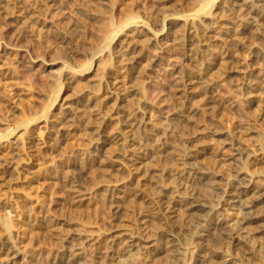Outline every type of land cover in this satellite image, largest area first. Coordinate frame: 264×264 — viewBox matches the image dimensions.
<instances>
[{
  "label": "rangeland",
  "instance_id": "rangeland-1",
  "mask_svg": "<svg viewBox=\"0 0 264 264\" xmlns=\"http://www.w3.org/2000/svg\"><path fill=\"white\" fill-rule=\"evenodd\" d=\"M9 1L5 0L8 3ZM0 2L3 3L4 0H0ZM11 2H15V0ZM30 2L31 0H16L22 10L26 7V11L32 13V10H35L40 3L32 0L33 4L31 2V5L29 4ZM206 2H209V5L203 14L207 17L212 14L215 18L218 16L225 17L229 21L227 30L232 36L235 33L234 28L239 24L249 25L252 23L251 26L255 25L253 32L248 35L249 38L247 36L243 40L238 41V43L236 42L237 40L230 37L227 38L225 34L220 33L221 37L208 42L203 40V37H200V31H195L196 37L191 38L187 33L188 23L203 22V16L194 18L190 16V13L198 10ZM206 2L203 3V0H52L51 7L42 8L43 16H39L40 21L43 22L39 26L40 28L42 27V30L36 29L34 26L31 27L30 21L32 19H29L30 23L28 24V17L23 19L24 15L16 19L18 23L14 22L15 28L18 25L22 27L24 25V30L27 29L25 30L26 33L24 31L25 34L23 36L27 35L26 38L29 37L26 39L22 36L23 41H25L22 44L20 42L18 45L21 44L20 49H27L29 53L28 55L22 53V55L20 51L15 56L4 58L3 60L12 59L8 65L6 64L8 60H5L4 63L3 60L2 62L0 61L3 67L8 68L9 72L11 71L10 75L12 74V77L9 80L13 78L7 81L8 79L6 78L2 79L3 75L0 73V135H5L10 128H16L13 131L15 134L8 137L11 142H7V144L9 143V146L7 145L9 153L7 151L0 152V166L2 167H0V190H2L0 191L2 192V194L0 193V198L10 199L14 206H12L14 209V226L12 228L8 224L10 227L5 228V233H7V236L10 233L12 234H10L9 238L13 240L12 243L17 246L16 250L19 252L16 259L12 260L10 264H55L54 261L56 260L62 263V261H69L74 258H77L78 262L76 264H81V262L82 264L101 263L102 259L99 261L97 256H99V253L104 256L106 253L105 249L108 250L106 248L107 240L110 238L107 237V240L101 245L96 244L95 246V243L109 235V231H113V229L109 230L106 228L112 219L107 210L109 201L106 199V195H103L104 193L106 194L105 190L107 187L118 181L122 183L123 192L120 193V205L122 206L121 215L123 214L124 216L127 212L125 201L123 202L125 197L132 198L133 196L128 205L130 208L138 207L137 209H140L152 200L154 202L158 194L156 191H159L162 186L174 185L175 180H177L176 175L178 178L179 176L181 177L178 180H186L188 184H191L202 203L205 202L206 204H204L209 207H205V214H202L204 211L196 210L194 214L192 213L188 216L182 209L183 207H181L180 209L182 210L177 212L179 214L177 216L183 226V230L187 231L179 232V235L173 237L176 246L171 248L169 253L170 256L173 253H178L176 258L172 261L171 256L170 261H164L165 259L160 260L158 259L159 255H155L156 258L154 257L149 264H192L196 261L195 259L198 258V255L202 254L203 248L206 249V247H209L210 250L223 249L233 252L248 264H264V220L260 223L263 227H258L259 224L253 223L245 228V232L248 234L245 236L248 239L240 236L235 241L220 242L221 232H227L229 228H226L227 226L224 224L220 225L219 229H213L217 226L216 223L226 217L224 211H220L221 214L219 213L218 207L220 205L219 202L226 194L224 192L232 190L233 187L234 189L238 187L237 189L241 190L246 187H252L253 189H258L259 193L264 195V161L250 164L247 158L249 154V156H252L253 153L257 154L258 152L260 156H263L264 160V109L257 107L259 105L256 106L257 102L247 106L245 98L247 93L241 85L242 82L256 81V75L261 74L257 71L262 70L261 72H264V0H207ZM43 9L46 10L43 11ZM21 17L23 20L20 19ZM123 17L127 19L134 17L138 21V25L135 28H138L137 30L141 32L130 43V47L133 48L132 51L136 52L135 54L133 52L135 58L132 64L135 73L126 79L125 86H128L133 92L127 97L129 100L121 101L117 98V95L112 94V97L106 100L107 102L104 101V103L103 100L99 101L98 99L102 95L106 96L109 94L111 76L122 74L121 69L124 65V62L120 60V57H117L118 55H115L117 53L114 51L118 46L116 42L125 38L124 35L129 31L124 27L123 23L127 19H123ZM26 19L27 22L25 21ZM117 22L120 24H117ZM102 24L110 26L112 33L115 32V29L117 30L114 34H110L108 32L109 28L107 26L104 27ZM99 26L102 27L100 28ZM92 28L94 29L92 30ZM103 28V31L107 30L106 32L108 33H102L100 29ZM104 34H106V37ZM96 35L97 37L98 35L102 36V38L104 37L105 40H101V37L97 38ZM228 39L231 41H225ZM139 41L142 42L140 43ZM222 44H225L228 49L229 57L225 59L230 61L228 64L225 60V64L223 62L219 63L220 55L224 50ZM210 45H212V48ZM200 56L201 58H198ZM212 56L216 58L217 65H212V71L207 73V58L204 57L212 58ZM235 61L242 63L240 73L233 72L236 68L234 67ZM11 64L14 68L13 71ZM88 64L90 65V71L82 68ZM219 64L223 65V68L234 69H231L230 72L228 69L224 70L222 68L226 72L225 74L219 68L222 67ZM2 65H0L1 68H3ZM70 68L71 71L73 70L76 73L71 72ZM66 69L68 70L66 71ZM254 76L256 80L252 79ZM188 78H191V81L195 78L194 83L191 82L193 87H195V93L186 94L181 89L186 81L190 82ZM247 79L249 80L247 81ZM78 81H80V84H78ZM201 83L204 86L207 84L212 86L214 84V87H212L214 88V93L217 94L214 95L213 93L212 95L215 98L217 97V100L221 98V104L224 103L223 108L219 112L212 108L210 110L206 109L203 106L201 100L203 94L199 93L201 88L204 87L200 86ZM10 87L14 90L10 91ZM61 87L62 90L60 89ZM57 88L58 90H56ZM19 91L22 92L20 93ZM106 92L107 94H105ZM257 92H254V94L256 93L254 95L256 96L255 99L263 103L264 95L257 94ZM14 93L16 96L12 97L11 94ZM57 95L59 96L58 98H56ZM20 96L24 99L23 101L15 98ZM64 96L66 97L64 98ZM54 98L56 99L54 100ZM60 98L61 100L64 99V105L68 101L66 102L67 106L74 113V124L77 125L72 136L64 144L56 139L47 137L48 134L52 133H50L51 129L48 130V128L56 119L54 113H57L60 103H63ZM199 98L201 102H199ZM9 99H14L15 103ZM18 101H20L21 105ZM2 102H4V105ZM16 102L18 105H16ZM64 105L61 109L66 106ZM13 106L17 109L14 111L16 116L11 113ZM117 111H129L135 114L137 118L147 121L148 123L145 124V127L142 126L141 132L148 134L149 137H147L148 140L145 139L143 141L142 149L144 150L145 148L146 151H143L144 155H142L143 157L138 167L132 168L125 165L121 171H115L116 177L110 178L108 173L112 169L102 164L104 155L100 151L98 153L95 150L94 143H96L95 141L98 137L91 130H93V125L103 124L101 121L106 114L109 119L104 120L105 133H118L117 131H120V119ZM20 116L21 119L18 118V121H16V118ZM23 116H25L23 122L24 120L30 121L25 126L21 121ZM8 118L11 121H8ZM153 123L155 126H153ZM86 124H91L92 126L86 127V129L84 128ZM177 125L178 127L183 125L182 128L185 131L176 129L175 126ZM7 127L9 128L7 129ZM190 128L191 130H189ZM237 131L243 135H240L239 139L237 135L239 136L240 133ZM189 134H191L190 136L197 135L196 141L192 142L190 136H188ZM152 135L153 137H151ZM232 135L236 136L233 137ZM28 136L33 138L35 142L38 141L37 143H40L36 146V150H39V152L32 151V148H29L26 152L27 140L24 137L27 139L29 138ZM162 136L166 138L167 148L171 155L173 157L178 156L183 160L186 158L191 166L189 163L182 166L181 162L173 165L169 157L156 158L153 156L152 146L155 141H160ZM159 138L160 140H158ZM236 138L237 141H235ZM152 143L154 144L152 145ZM194 145H201L203 153L191 159L187 158L193 154ZM111 148L109 151L107 150L108 153H112L110 152L113 150ZM239 148H242L243 152ZM15 151L18 152L19 156L15 155ZM108 153L105 154L108 156ZM185 154L187 157L183 156ZM78 160L87 167L83 169L84 175L80 184L83 183L80 187L76 186V182H73V177L76 173L74 164ZM7 161H13L15 164L6 170L3 166ZM184 165H187V167H184ZM13 166L15 167L13 168ZM106 167L107 169L105 170ZM179 168L182 169L180 170ZM108 170L109 172H107ZM241 172L243 173L241 174ZM256 175H260V177ZM116 178L118 181L115 180ZM229 183H231V186ZM136 185L137 187H135ZM77 188L79 193L81 192L80 197L84 200L79 205H76L74 201L76 192L72 193ZM182 192L184 193L183 190H180V192L175 193L178 199H185V193L183 194ZM136 194L140 195L137 196ZM153 202L150 204L154 205L155 202ZM261 202L257 212L264 213V199ZM212 206H217V210ZM210 210L215 214L211 213ZM3 212V210L0 211V217L5 219V212ZM200 216L201 218H199ZM37 220L39 222L42 221L41 224L49 225V229L36 228L33 223ZM157 226V224L149 223L150 239L154 240L152 242L154 246L157 243L155 248L162 244V240L173 236L170 235V232L161 233L162 235L160 236ZM189 227H191L190 230L186 229ZM261 228H263V231H260ZM46 231L48 234H45ZM196 233L199 235L198 242L197 239L193 241V236L197 235ZM49 234L51 235L49 236ZM86 234L91 235H88L90 238L92 237L91 239H98L93 240L95 243L91 244L89 243L90 238ZM36 235L41 240L39 243L34 244L30 237ZM241 235H244V233ZM125 237L127 240L128 236ZM32 245L37 247L34 249ZM173 250L175 251L171 252ZM70 251L77 253V256ZM93 260L98 261V263ZM128 264H132V262ZM206 264L214 263L207 262Z\"/></svg>",
  "mask_w": 264,
  "mask_h": 264
},
{
  "label": "bare ground",
  "instance_id": "bare-ground-1",
  "mask_svg": "<svg viewBox=\"0 0 264 264\" xmlns=\"http://www.w3.org/2000/svg\"><path fill=\"white\" fill-rule=\"evenodd\" d=\"M9 1V0H8ZM12 1V0H11ZM11 1H9V3L8 2H5V0H4V2L3 3H1L0 2V61L2 62V60L4 59V58H9V56H15V55H17V53H19L20 51H21V54L22 53H24V54H27L28 55V53H29V51L27 50V49H20V45L22 44V42H24L23 41V39H22V36L26 33V29L24 30V25H23V27L22 26H16L17 28H15V24H14V22H16L17 20V18L18 17H20L21 15H24L23 16V19H25L26 17H28L27 19H28V24L31 22V27L32 26H34L36 29H40V30H42V27L40 28L39 26H40V24L41 23H43V22H41L40 21V19H39V16L40 15H42L43 16V14H42V8H50L51 7V1L52 0H37V1H39V6L38 7H36L35 8V10H32L33 12L32 13H29L28 11H26V7L22 10L21 8V6L20 5H18L17 3H16V0H15V2H11ZM29 1V0H28ZM37 1H35L34 0V2H36L37 3ZM199 1V0H198ZM207 1V0H206ZM205 0H203V3L204 2H206ZM31 2H32V0H31ZM31 2L29 3V4H31ZM212 2V1H211ZM224 2V1H223ZM20 3V2H19ZM54 3V2H53ZM196 3V2H195ZM202 3V4H203ZM32 4H33V2H32ZM31 4V5H32ZM208 5H209V2H206V3H204L198 10H195V12L193 11V13H190V16H192V17H194V18H197V17H200V16H203V18H202V20H203V22H199V21H197V22H199V23H193V22H191V23H188V25H187V33L190 35V37L191 38H195L196 36H195V31L197 32H199V33H201L200 34V37H203L204 39L203 40H206V41H208V42H210L211 40H215V39H218V37H221L220 36V33L221 34H225V36H227V38L228 37H230L231 39L233 38L234 40H237L236 42H238V41H240V40H243L245 37H247L248 35H250L252 32H253V28H254V26L252 25L251 26V24H249V25H247V24H243V25H241V24H239L238 26H236L234 29V36H232V34H230L229 32H228V20L225 18V17H223L222 15V17H217V18H215L214 17V15H213V17H207V16H205L203 13H205V11L207 10V7H208ZM25 6V5H24ZM23 6V7H24ZM227 6V5H226ZM33 7V6H32ZM31 7V8H32ZM35 7V6H34ZM197 8V7H196ZM225 8V7H224ZM44 10H46V9H43V11ZM221 10V9H220ZM51 11V10H50ZM121 12V11H120ZM44 13V12H43ZM216 13V12H215ZM122 14V13H121ZM124 14V13H123ZM130 15H131V13H129ZM128 14V15H129ZM220 14V13H219ZM45 15V14H44ZM120 15V14H119ZM128 15H127V17H128ZM129 15V16H130ZM223 15H225V14H223ZM120 16H123V15H120ZM124 16H126V15H124ZM249 16V15H248ZM135 17V16H134ZM134 17H130V18H126V17H123V19H127L126 20V22L124 21V27H125V29L127 30H129L128 32H127V34L126 35H124L125 36V38H123L122 40L120 39L119 40V42H116V43H118V46H117V49L115 50L114 49V51L117 53V54H115L117 57H120L121 59V61L122 62H124V65H123V67H122V74H116V75H114V76H111V81L109 80V84H110V91L108 92L109 94H107V92L105 93V94H107L106 96L105 95H102L101 96V98L100 99H98L99 101H101V100H103V102L104 101H106V100H108V99H110L112 96V94H114V95H117V98L119 99V100H121V101H125V100H129L127 97H129L130 95H131V92H133L131 89H129L128 88V86H125V81H126V79H128V78H130V76L131 75H133L134 73H135V71H134V67L132 66V64H133V61H134V58H135V53L136 52H134V51H132V49L133 48H131L130 47V43L132 42V41H134L135 40V36L136 35H140L141 34V32L139 31V30H137L135 27L138 25V21L137 20H135L134 19ZM118 18V17H117ZM20 19H22V17L20 18ZM22 19V20H23ZM27 19L25 20L26 22H27ZM29 19H32L30 22H29ZM122 19V18H121ZM122 19V20H123ZM122 20H121V23H122ZM18 21H20V20H18ZM24 21V22H25ZM118 21H120V20H118ZM21 22H23V21H21ZM23 22V23H24ZM190 22V21H189ZM230 22H231V20H230ZM235 22V21H234ZM247 22V21H246ZM249 22V21H248ZM16 23H18V22H16ZM20 23V22H19ZM22 23V24H23ZM45 23V22H44ZM119 22H117V24H118ZM88 24H89V22H88ZM87 24V25H88ZM111 24V23H110ZM120 24V23H119ZM21 25V24H20ZM42 25V24H41ZM90 25H91V23H90ZM103 25V24H102ZM112 25V24H111ZM30 26V25H29ZM104 26V25H103ZM105 26H107V25H105ZM104 26V27H105ZM84 27V26H83ZM90 27V26H89ZM95 27V26H94ZM100 28L102 27V26H99ZM108 27V26H107ZM230 27H232V26H230ZM17 30H15V29ZM29 28V27H28ZM109 29V31L108 32H110V34L112 33L111 31H110V29H111V27L109 26L108 27ZM233 28V27H232ZM94 28H92V30H93ZM97 29H98V27H97ZM230 29V28H229ZM30 30H31V28H30ZM33 31H34V29H32ZM101 31H102V33L104 32H106V31H103L104 30V28L103 29H100ZM116 30L117 29H115V32H116ZM233 30V29H232ZM24 31H25V33H24ZM36 31V30H35ZM36 32H38V31H36ZM108 32H106V33H108ZM114 32V33H115ZM232 32V31H231ZM101 33V32H100ZM114 33H112V34H114ZM123 33V32H122ZM233 33V32H232ZM31 35H32V33H30ZM35 34V33H34ZM99 34V33H98ZM29 35V34H28ZM92 35V34H91ZM99 35H101V34H99ZM98 35V37H101L102 38V36H99ZM106 34H104V36H105ZM109 35V34H108ZM27 36V35H26ZM26 36H23V37H25L26 38ZM96 37H97V35H96ZM97 37V38H98ZM106 37V36H105ZM109 37V36H108ZM107 37V38H108ZM111 37V36H110ZM119 37V36H118ZM29 38V37H28ZM28 38H26V39H28ZM68 38V37H67ZM100 38V39H101ZM144 38V37H143ZM248 38H249V36H248ZM61 39V38H60ZM105 40V38L103 37L101 40ZM110 39V38H109ZM137 39V38H136ZM22 40V41H21ZM31 40H32V38H31ZM95 40V39H94ZM141 40H142V38H141ZM56 41V40H55ZM58 41H60V40H58ZM118 41V40H117ZM136 41H138V40H136ZM135 41V42H136ZM221 41V40H220ZM225 41H229V39L228 40H225ZM231 41V40H230ZM229 41V42H230ZM21 42V44L20 45H18L19 43ZM97 42V41H96ZM140 42V41H139ZM142 42V41H141ZM140 42V43H141ZM56 43H58V42H56ZM60 43V42H59ZM137 43V42H136ZM239 43V42H238ZM242 43V42H241ZM99 44V43H98ZM226 44V43H225ZM225 44L222 46L223 47V51H222V53H221V55H220V64H221V62H223L224 63V60L225 59H227V57H229V53H228V49H227V47L225 46ZM115 45V44H114ZM135 45V44H134ZM163 45V44H162ZM217 45V44H216ZM23 46V45H22ZM21 46V47H22ZM116 46V45H115ZM212 45H210V47H211ZM239 47H240V44H239ZM26 48V47H25ZM141 48V47H140ZM212 48V47H211ZM228 48H229V46H228ZM214 49V48H213ZM107 50V49H106ZM113 50V49H112ZM211 50V49H210ZM220 50H222V49H220ZM100 51H102L101 49H100ZM113 51V52H114ZM133 52H134V54H133ZM139 52H140V50L138 51V54H139ZM20 54V55H21ZM19 55V54H18ZM23 55V54H22ZM26 55V56H27ZM197 55V54H196ZM195 56V55H194ZM211 56V55H210ZM216 56V55H215ZM17 57V56H16ZM15 57V58H16ZM29 57V56H28ZM138 57V56H137ZM202 57H203V55H202ZM14 58V57H13ZM195 58H196V56H195ZM195 58H194V60H195ZM198 58H201V56L200 57H198ZM197 58V59H198ZM204 58H207V60H206V63H207V68H206V72L207 73H209L210 71H212L211 69V67H213L212 65H217V60H215L216 58H214L213 56H212V58H210V57H204ZM34 59V58H33ZM5 60H8L7 61V65H8V63H9V61H11V60H9V59H5ZM5 60H3V63L5 62ZM14 60V59H13ZM31 60V59H30ZM32 61V60H31ZM112 61V60H111ZM119 61V60H118ZM15 62V61H14ZM225 62L228 64V62L230 63V61H228V60H225ZM11 63V62H10ZM9 63V64H10ZM205 63V64H206ZM15 64V63H14ZM85 64H87V63H85ZM119 64H120V62H119ZM123 64V63H122ZM135 64V63H134ZM219 64V65H220ZM225 64V63H224ZM232 64V63H231ZM235 66L234 67H236L235 68V70L233 71L234 73H240V69H242L241 67H242V63L240 64L238 61H235ZM0 65H2L1 63H0ZM5 65V64H4ZM12 65V64H11ZM120 66V65H119ZM220 66H222V67H219V68H221V70H222V68H223V65H220ZM2 67H3V65H2ZM82 68H84V70H89L90 69V65L88 64V65H85V67L83 66ZM260 68V67H259ZM0 69H1V71H0V73H1V75H3V77H2V79L3 78H6V79H8L7 81H10V80H12V79H10L9 80V78L10 77H12L11 75H10V72H9V70H8V68H6V67H3V68H1L0 67ZM113 69V68H112ZM117 69V68H116ZM224 70L225 69H228V68H223ZM231 69H234V68H229L228 70L231 72ZM264 69V68H263ZM14 70V68H13V65H12V71ZM68 69H66V71H67ZM70 71H71V68L69 69ZM83 70V69H82ZM219 70V69H218ZM257 70V69H256ZM90 71V70H89ZM97 71H98V69H97ZM117 71V70H116ZM119 71V70H118ZM223 71V70H222ZM227 71V70H226ZM262 71V70H261ZM261 71H257L258 73L260 72L261 74L259 75L258 74V76L256 75V77H257V80L255 79L256 77L254 76V78H252V79H255L256 81H254L253 80V82H251V81H248L249 79H247V81L248 82H242L241 83V85H242V88L246 91V93H247V95H246V102H247V106H250V105H252V104H255L256 102V106L257 107H261V108H263L264 109V102L262 103V101H261V103H260V100H256L255 99V97L256 96H254L255 94H254V92H257V94H261V95H264V72H261ZM71 72H75V71H71ZM70 72V73H71ZM190 72V71H189ZM223 72H225V71H223ZM229 72V73H230ZM256 72V71H255ZM254 72V73H255ZM76 73V72H75ZM74 73V74H75ZM85 73V72H84ZM136 73H138V72H136ZM191 73V72H190ZM15 74V73H14ZM17 74V73H16ZM73 74V75H74ZM113 74V73H112ZM225 74H226V72H225ZM228 74V73H227ZM15 76V75H14ZM83 76V75H82ZM109 76V75H108ZM77 77V76H76ZM80 77V76H79ZM189 77V76H188ZM1 78V77H0ZM78 78V77H77ZM137 78V77H136ZM15 79H16V77H15ZM15 79H14V81H15ZM189 79V78H188ZM191 79V78H190ZM188 80V81H190V82H187L186 80H187V78H186V83L183 85V88H181L183 91H185V93L187 94V93H192V92H194V88L195 87H193V84L192 83H194V80H195V78H194V80L193 81H191V80ZM245 81H246V79H244ZM251 80V79H250ZM3 81V80H2ZM2 81H1V83H2ZM197 81V80H196ZM12 82V81H11ZM54 82V81H53ZM80 81H78V84H80L79 83ZM192 82V83H191ZM8 83H10V82H8ZM81 83H82V81H81ZM196 83H198V82H196ZM203 83V82H202ZM200 84V86L202 85V86H204L203 84ZM3 84V83H2ZM1 84V85H2ZM78 84H76V85H78ZM198 86H199V84H197ZM206 85V84H205ZM208 85V84H207ZM204 86V87H200L201 88V92L199 91V93L203 96L202 98H201V100H202V104H203V106L206 108V109H214L215 111H218L219 112V110H221L222 108H223V105H224V103L223 104H221V98H220V100H217V97L215 98L212 94L215 92L214 91V84L212 85V86ZM3 86V85H2ZM6 86V85H5ZM83 86V85H82ZM4 87V86H3ZM16 87V86H15ZM14 87V88H15ZM197 87V86H196ZM5 88H7V87H5ZM79 88V87H78ZM1 89H3V88H1ZM9 89H11V87L9 88ZM8 89V90H9ZM18 89V88H17ZM61 90H62V87L60 88ZM106 89V88H105ZM12 90H14V89H11L10 91H12ZM56 90H58V88L56 89ZM197 90H198V88H197ZM244 91V92H245ZM9 92V91H8ZM20 93L22 92V91H19ZM61 92V91H60ZM196 92V91H195ZM194 92V93H195ZM11 93V92H10ZM13 93V92H12ZM20 93H18V94H20ZM245 93V94H246ZM101 94V93H100ZM200 94H199V96H200ZM215 94H217V93H214V95ZM5 95H8V94H5ZM12 95V97L13 96H16L15 95V93L14 94H11ZM22 95V94H21ZM24 95V94H23ZM59 95V94H58ZM57 95V97L56 98H58L59 96ZM97 95V94H96ZM99 95V94H98ZM3 97H5L4 95H2ZM18 96V95H17ZM10 97V96H9ZM61 97V96H60ZM66 96H64V98H65ZM116 97V96H115ZM201 97V96H200ZM258 97V96H257ZM1 98V97H0ZM11 98V97H10ZM16 99L17 98H19V99H22V96H20V97H15ZM14 98V99H15ZM24 98V97H23ZM56 98H54V100L56 99ZM114 98V97H113ZM185 98V97H184ZM3 99H5V98H3ZM14 99H9V100H12L11 102H14L15 100ZM116 99V98H115ZM261 99V98H260ZM24 99H22L21 101H23ZM60 100H61V98H60ZM67 100V99H66ZM118 100V101H119ZM199 100H200V98H199ZM201 100L199 101V102H201ZM2 101V100H1ZM7 101H8V97H7ZM6 102V101H5ZM19 103H20V101H18ZM54 103H55V101H53ZM61 102H63L62 104L60 103V107L58 108V110H57V113L55 114L54 113V115L56 116V119H54V123L53 124H51L50 126H49V128L47 127L48 126V124H47V128H48V130L49 129H51V131H50V133L51 134H48V138L49 139H56L57 141H59V142H61L62 144H64L71 136H72V134L74 133V131L76 130V126L77 125H75L74 123H75V120H74V118H75V116H74V113L71 111V110H69V107L67 106V103L66 102H68V101H66L65 102V105H64V99H62L61 100ZM102 102V103H103ZM107 102V101H106ZM110 102V101H109ZM3 103V105H4V102H2ZM8 103V102H7ZM7 103H6V105H7ZM15 103V102H14ZM70 103V102H69ZM105 103V102H104ZM103 103V105H105ZM195 103V102H194ZM16 105H18V103L16 102ZM15 105V106H16ZM20 105H21V103H20ZM65 106V107H63V109H61V107L62 106ZM12 106V105H11ZM51 106V105H50ZM54 105H53V103H52V107H53ZM97 106V105H96ZM14 107V106H13ZM12 107V112L11 113H14V111L15 110H17L15 107L13 108ZM17 107V106H16ZM71 107V106H70ZM194 107V106H193ZM9 108V107H8ZM21 108H23V107H21ZM97 108V107H96ZM26 109V108H25ZM72 109H73V107H72ZM99 109V108H98ZM191 109V108H190ZM250 109V108H249ZM255 109V108H254ZM260 109V108H259ZM8 110V109H7ZM74 110V109H73ZM85 110V109H84ZM87 110V109H86ZM96 110V109H95ZM118 110V109H117ZM194 110V109H193ZM256 110H257V108H256ZM255 110V111H256ZM8 111H10V110H8ZM21 111V110H20ZM92 111V110H91ZM110 111V110H109ZM190 111V110H189ZM6 112V111H5ZM18 112V111H17ZM54 112V111H53ZM75 112V111H74ZM89 112V111H88ZM115 112V111H114ZM259 112V111H258ZM10 113V114H11ZM24 113H26V112H24ZM36 113V112H35ZM77 113V112H76ZM100 113V112H99ZM99 113H97V114H99ZM105 113V112H104ZM117 113H118V118L120 119V125H119V128H120V131H117L118 133H113V134H107V133H105V122H104V120H106V119H109V116L107 117L106 116V114L104 115V117H103V120L101 121V122H103V124H101L100 122H98V123H100V124H97V125H93V130H91V128H90V130L91 131H94L93 133L98 137V138H96L97 140L95 141L96 143H94L95 144V146H94V148H95V150H97L98 151V153H99V151L101 152V154L103 153V155H104V157H103V162H102V164H104V165H106V166H108L109 167V169H112L111 170V172H109V170L107 171V172H109L108 173V176L110 177V178H114V177H116L117 175H116V172H118V171H121L122 170V168H123V166H125V165H127V166H129V167H132V168H137L138 167V165L141 163V159H142V155H144V153H143V151L145 150V148H144V150L142 149L143 148V145H144V143H143V141L145 140V139H147L148 140V138L147 137H149V135L148 134H144V133H142L141 131H142V126H144L145 127V124H147L148 122L147 121H143L142 119H139V118H137L136 116H135V114H133L132 112H129V111H120V112H118L117 111ZM189 113V112H188ZM195 113V112H194ZM15 114V113H14ZM13 114V116H16V114L14 115ZM255 114H257V113H255ZM12 115V114H11ZM83 115V114H82ZM95 115V114H94ZM112 115V114H111ZM254 115V114H253ZM7 116V115H6ZM12 116V117H13ZM18 116V115H17ZM106 116V117H105ZM185 116V115H184ZM257 116H259V115H257ZM25 116H23V118H22V122H23V119H25L24 118ZM47 117V116H46ZM188 117V116H187ZM7 118V117H6ZM10 118V117H9ZM8 118V119H9ZM15 118V117H14ZM18 118H20L21 119V116L20 117H17L16 119V121H18ZM76 118H77V116H76ZM86 118V117H85ZM7 119V120H8ZM89 119V118H88ZM189 119V118H188ZM82 120V119H81ZM93 120V119H92ZM186 120H187V118H186ZM8 121H11L10 119L8 120ZM13 121V120H12ZM15 121V122H16ZM20 121V122H21ZM87 121V120H86ZM21 122V123H22ZM30 121L29 120H24V126L25 125H27L28 123H29ZM41 122V121H40ZM77 122V121H76ZM153 122V121H152ZM151 122V123H152ZM5 123V122H4ZM19 123V122H18ZM45 123V122H44ZM48 123V122H47ZM17 124V123H16ZM175 125V124H174ZM173 125V126H174ZM9 127H10V125H8ZM33 126V125H32ZM90 126H92L91 124L90 125H88V124H86L85 126H84V128H89ZM153 126H155L154 125V123H153ZM157 126V125H156ZM182 127H183V125H181ZM184 126H186V125H184ZM9 127H7V129L9 128ZM12 127V126H11ZM182 127H178V125L177 126H175V128L176 129H183ZM187 127H190V126H187ZM82 128V127H81ZM86 128V129H87ZM185 128V127H184ZM195 128V127H194ZM6 129V128H5ZM4 129V130H5ZM155 129V128H154ZM157 129V128H156ZM16 130V128H10V130H9V132H7V133H5V135H0V152H3V151H9V143H11L10 142V140L8 139V137L9 136H13V134H15V133H13V131H15ZM28 130H29V128H28ZM119 130V129H118ZM184 131H185V129H183ZM189 130H191V128L189 129ZM189 130H187V131H189ZM21 131V130H20ZM30 131V130H29ZM113 131V130H112ZM197 131V130H196ZM239 131V130H238ZM237 131V132H238ZM31 132V131H30ZM82 132H83V130H82ZM107 132H108V130H107ZM111 132V131H110ZM109 132V133H110ZM140 132V133H139ZM146 132V131H145ZM214 132V131H213ZM240 132H241V130H240ZM240 132H238V133H240ZM242 132H244V131H242ZM81 133V132H80ZM84 133V132H83ZM87 133V132H86ZM86 133H85V135H86ZM148 133V132H147ZM195 133V132H194ZM199 133V132H198ZM198 133H196V134H198ZM210 133H211V131H210ZM215 133H216V131H215ZM237 133V134H238ZM78 134V133H77ZM89 134V133H88ZM191 134H193V133H191ZM191 134H189L188 136H190ZM200 134V133H199ZM214 134V133H213ZM236 134V135H237ZM244 134H246V133H244ZM29 135H31V134H29ZM80 135V134H79ZM164 135V134H163ZM236 135H234V136H236ZM240 135L241 136H243L241 133L239 134V136L237 135V137H238V139H239V137H240ZM19 136V138H20V134L18 135ZM17 136V137H18ZM24 136H26V135H24ZM196 136L197 135H192V136H190V138H191V141L192 142H194V141H196ZM233 136V135H232ZM233 136V137H234ZM16 137V138H17ZM27 137V136H26ZM26 137H24L25 138V140H27V148H26V152H27V150L30 148H32L31 150L32 151H38L39 152V150H36V146L38 145V144H40V143H37V142H35L34 141V139L33 138H30L29 136V138H27L26 139ZM32 137V136H31ZM151 137H153V135L151 136ZM150 137V138H151ZM165 136H162V138H161V140H160V138L158 139V140H160V141H155L154 143H152V154H153V156L154 157H156V158H162V157H169L168 159L173 163V165L174 164H180V162L182 163V166H183V164H187V163H189V162H187V160H186V158L183 160V159H181L180 157H178V156H174L173 157V155H171V152H169L168 151V148H167V146H168V144L166 143L167 141H165V139L166 138H164ZM200 137V136H199ZM198 137V138H199ZM232 137V138H233ZM35 138H36V136H35ZM74 138V137H73ZM91 138V137H90ZM93 138V137H92ZM154 139V138H153ZM9 140V141H8ZM18 140V139H17ZM24 140V141H25ZM38 140V139H37ZM146 140V141H147ZM188 140V139H187ZM233 140V139H232ZM40 141V140H39ZM51 141V140H50ZM55 141V140H54ZM71 141V140H70ZM94 141V140H93ZM199 141V140H198ZM197 141V142H198ZM235 141H237V138L235 139ZM7 142H9L8 144H7ZM46 142V141H45ZM233 143V142H232ZM231 143V144H232ZM235 143V142H234ZM57 144V143H56ZM151 144V143H150ZM167 144V145H166ZM200 144V143H199ZM8 145V146H7ZM11 145V144H10ZM23 145H25V144H23ZM67 145V144H66ZM171 145V144H170ZM238 145V144H237ZM15 146V145H14ZM191 146V145H190ZM195 147H194V150H193V154L189 157L188 156V154H187V156H186V154L185 155H183V156H186L187 158H192V157H195L196 155H198V154H202L203 153V149H202V146L201 145H199V146H197V145H194ZM201 146V147H200ZM24 147V146H23ZM112 147V148H111ZM16 148V147H15ZM19 148V147H18ZM24 148V149H25ZM39 148V147H38ZM110 148L111 149H113V150H111L110 152H112V153H108V151L110 150ZM232 148V147H231ZM14 149V148H13ZM53 149V148H52ZM58 149V148H57ZM150 149V148H149ZM193 149V148H192ZM191 149V150H192ZM205 149V148H204ZM240 150L242 149V148H239ZM16 150V149H15ZM108 150V151H107ZM190 150V151H191ZM236 150V149H235ZM19 151V150H18ZM146 151V150H145ZM144 151V152H145ZM172 151V150H171ZM242 151V150H241ZM241 151H239V152H241ZM16 153H15V155H17V156H19L18 155V152L17 151H15ZM21 152V151H20ZM25 152V153H26ZM29 152V151H28ZM151 152V151H150ZM173 152H174V150H173ZM172 152V153H173ZM243 152V151H242ZM9 153V152H8ZM35 153V152H34ZM45 153V152H44ZM105 153H108V156H107V154H105ZM175 153H176V151H175ZM189 153V152H188ZM37 154V153H36ZM110 154V155H109ZM178 154V153H177ZM239 154V153H238ZM255 153H253V155L252 156H249L248 155V159H249V163L250 164H257V162H263L264 160H263V156L261 157L260 155H259V153L257 152V154H255ZM3 155V154H2ZM5 155H6V153H5ZM8 155V154H7ZM38 155V154H37ZM75 155V154H74ZM179 155V154H178ZM223 155V154H222ZM9 156V155H8ZM11 156V155H10ZM76 156V155H75ZM181 156H182V154H181ZM214 156V155H213ZM29 157H32V156H29ZM78 157V156H77ZM82 157V156H81ZM250 157V158H249ZM16 158V157H15ZM184 158V157H183ZM12 159H13V157H12ZM99 159V158H98ZM15 160V159H14ZM77 160V159H76ZM247 160V159H246ZM71 161V160H70ZM83 163V162H82ZM82 163L78 160L77 162H75V169H76V173H75V175H74V177H73V182H76V186H81V184L83 183H81L80 184V182L83 180V175H84V173H83V169L86 167V166H84V164L82 165ZM13 164H15V162H13V161H7V162H5V164H4V166H3V168L4 169H6L7 170V168L9 169V168H11L12 167V165ZM32 164V163H31ZM96 164V163H95ZM101 164V165H102ZM190 164V163H189ZM188 164V165H189ZM260 164V163H259ZM3 165V164H2ZM27 165V164H26ZM86 165V164H85ZM100 165V164H99ZM103 165V166H104ZM172 165V166H173ZM175 165V166H176ZM90 166H91V164H90ZM137 166V167H136ZM190 166H191V164H190ZM254 166V165H253ZM1 167V166H0ZM15 166H13V168H14ZM89 167V166H88ZM184 167H187V165L185 166L184 165ZM2 168V167H1ZM87 168V167H86ZM96 168V167H95ZM173 168V167H172ZM183 168V167H182ZM181 168V169H182ZM188 168H189V166H188ZM92 169H94V168H92ZM91 169V170H92ZM107 169V167L105 168V170ZM180 169V168H179ZM180 169V170H181ZM184 169H186V168H184ZM183 169V171H185ZM13 170V169H12ZM18 170V169H17ZM26 170V169H25ZM25 170H23V171H25ZM29 170V169H28ZM90 170V169H89ZM137 170V169H136ZM104 171V170H103ZM116 171V172H115ZM106 172V171H105ZM31 173V172H30ZM120 173V172H119ZM174 173V172H173ZM187 173V172H186ZM243 172H241V174H242ZM11 174V173H10ZM174 175H175V173H174ZM169 176H170V174H169ZM256 176H258V177H260V175H256ZM185 177V176H184ZM183 177V178H184ZM250 177H252V176H250ZM262 177V176H261ZM29 178H31V177H29ZM168 178V177H167ZM171 178H173V177H171ZM171 178H169V179H171ZM176 178H177V180H175V183H174V185H168V186H160V185H162V184H160L159 186L161 187V189L159 190V191H156V192H158V194H157V197H156V199H154V202H153V200L151 201V202H147L148 204L147 205H145L144 207H142V208H140V209H137V208H135V207H131L130 208V206L128 205V204H130L129 203V201L133 198V196H132V198H130V197H125V194H124V199L123 198H121V199H123V202L125 201V206H126V213L124 214V216H123V214L121 215V208H122V206L120 205V193L121 192H123V186H122V183L120 182V181H118L117 180V178L115 179V180H117L118 182L117 183H113L112 185H110V187H107V189L105 190L106 191V194L104 193L103 195H106V199L109 201V207H108V212H109V214H110V216L112 217V219H111V221H109V226H106V228H108L109 230L110 229H113V231H109L108 232V234L109 235H106V237L105 238H102V239H100V240H98V241H96V243L95 242H93V240H97V239H91L89 236H91V235H87L90 239H89V243H91V244H93V243H95V246H96V244H98V245H101V244H103V242H105L107 239V237H109L110 239H108L107 240V242H108V244L106 245L107 247L106 248H108V250H106L105 249V251H106V253L104 254V256H101L100 255V253H99V256H97L98 257V259H99V261H101V259H102V262L101 263H98V261H96V260H93V261H95V262H97L98 264H119V263H122V264H128L129 262H132V264H149L153 259H154V257H155V255L157 256V255H159V258L158 259H160V260H164V261H166V260H168V261H170V257L172 256V261L176 258V256H177V254H175V253H173V255L171 254V256H170V253H169V250L171 249V248H174L176 245H175V242H174V239H173V237L174 236H176V235H179V232H181V233H183V232H185V231H187V230H183V226L180 224L181 222H180V220L178 219V216L177 215H179V214H177V212L179 211V210H182V209H184V212H186V214H187V216L188 215H190V214H194V212H196V210L198 211V210H200V211H204L205 210V207H209V206H206L204 203H202V201L200 200V198L197 196V194H196V191L194 190V188H193V186L191 185V184H188L187 183V181L185 180V181H181V180H178L179 178H181L180 176H179V178L177 177V175H176ZM254 178V177H253ZM255 178H257V177H255ZM132 179V178H131ZM173 179H175V178H173ZM172 179V180H173ZM250 179V178H249ZM32 180H33V178H32ZM31 180V181H32ZM188 180V179H187ZM239 180V179H238ZM251 180V179H250ZM250 180H248V181H250ZM26 181H28V180H26ZM38 181V180H37ZM254 181V180H253ZM263 181V180H262ZM24 182H25V180H24ZM25 183H27V182H25ZM31 183V182H30ZM135 183V182H134ZM170 183V182H169ZM172 183V184H173ZM191 183V182H190ZM251 183V182H250ZM29 184V183H28ZM168 184V183H167ZM166 184V185H167ZM177 184V186H175ZM230 184V186H231V183H229ZM125 186V185H124ZM192 186V187H191ZM235 186V185H234ZM246 186V185H245ZM135 187H137V185L135 186ZM135 187H132V188H135ZM159 188V187H158ZM238 188V187H237ZM234 189V187H233V189L232 190H228L227 192H224V193H226L225 194V196H223V199L219 202V213L221 214V212L220 211H224V212H222V213H224L225 215H226V217H224V219H221L218 223H216V227L215 228H213V229H219V226L220 225H226L227 227L226 228H229V231H227V232H221L222 234V236H221V240L219 239V241L220 242H226V241H235V240H237L240 236L241 237H243V238H247V236H245L247 233L245 232L246 230H245V228H247V226L248 225H250V224H253V223H257V224H259V226L258 227H261L262 225H260V223L264 220V213H259V212H257V210H258V208H259V206L261 205V201L264 199L263 197H264V195L263 194H261V193H259V190L258 189H253L252 187L250 188V187H246L244 190H241V189ZM240 188V187H239ZM80 189V188H79ZM128 189H129V187H128ZM125 190V189H124ZM133 190H135V189H133ZM180 190H183L184 191V193H185V199H178L177 198V196L175 195V193L176 192H180ZM0 191H2V190H0ZM126 191V190H125ZM4 192H5V190H4ZM71 192V191H70ZM69 192V193H70ZM74 192H76V196H74V201H75V203H76V205H79V204H81V202L83 203V201L84 200H82V197H80L81 196V192L79 193V191H78V188H77V190H74L72 193H74ZM78 192V193H77ZM131 192H132V190H131ZM136 192V191H135ZM1 194H2V192H0ZM141 193V192H140ZM183 193V192H182ZM183 193V194H184ZM123 194V193H122ZM137 196L138 195H140V194H136ZM182 195V194H181ZM72 196V197H73ZM123 196V195H122ZM3 197V196H2ZM9 198V197H8ZM31 198V197H30ZM181 198V197H180ZM183 198H184V195H183ZM106 200V201H107ZM68 201V200H67ZM146 201V200H145ZM73 202V201H72ZM152 202L154 203V205H151L152 204ZM217 202V203H218ZM34 203V202H33ZM40 203H42V202H40ZM74 203V204H75ZM151 203V204H150ZM86 204V203H85ZM33 205V204H32ZM72 205V204H71ZM88 205H89V203H88ZM13 204H12V202H11V200L10 199H6V198H0V211L1 210H3L4 212H5V219H2L1 217H0V264H10V263H12L11 261L12 260H15L16 259V256L18 255L17 253H19L17 250H16V248H17V246L15 245V244H13L12 243V241L13 240H10V234H9V232L11 231H9L8 232V234H9V236H7V233H5L6 232V230H5V228L7 227H12L13 228V217H14V215H13ZM42 206V205H41ZM76 207V206H75ZM181 207H183L182 209H180ZM212 207H214V206H212ZM214 208H216L215 210H217V206L216 207H214ZM76 209V208H75ZM94 209V208H93ZM213 209V208H212ZM39 210V209H38ZM261 210V209H260ZM208 211V210H207ZM212 210H210V212H211ZM3 212V213H4ZM257 212V213H256ZM211 213H213V212H211ZM201 214V213H200ZM202 214H205V211H204V213H202ZM208 214V213H207ZM213 214H215V213H213ZM219 214V215H220ZM223 215V214H222ZM36 216V215H35ZM210 216V215H209ZM208 217V216H207ZM207 217H206V219H207ZM212 218H213V216H211ZM215 217H216V215H215ZM220 217V216H219ZM223 217V216H222ZM199 218H201V216L199 217ZM204 218V217H203ZM205 219V220H206ZM14 221H16V220H14ZM23 221V220H22ZM41 221V220H40ZM21 222V221H20ZM34 222V221H33ZM42 222V221H41ZM41 222H39V220H37V221H35V223H33V225L36 227V228H45V230L46 229H49V225H44V224H41ZM149 223H154V224H157L158 226V231H159V234H160V236L162 235V234H166L167 232H170V235H173L172 237H169V238H165L164 240H162V244L160 245V246H158V248H155V246H157V243H155L156 245L154 246V244L152 243V242H154V240H152V239H150V233H149ZM10 226H9V225ZM8 225V226H7ZM32 226V225H31ZM111 227V228H110ZM198 227V226H197ZM196 227V228H197ZM263 227V226H262ZM33 228V227H32ZM35 228V229H36ZM195 228V229H196ZM221 228V227H220ZM10 229V228H9ZM27 229V228H26ZM51 229V228H50ZM56 229V228H55ZM153 229V228H152ZM186 229H188V230H190L191 229V227H189V228H186ZM199 229V228H198ZM51 230H53V229H51ZM39 231V230H38ZM54 231V230H53ZM128 231H130V233H128ZM152 231H154V230H152ZM259 231V230H258ZM260 231H263V228H261L260 229ZM48 232H50L51 233V231H49L48 230ZM31 233H33V232H31ZM34 233H36V232H34ZM47 233V231L45 232V234ZM162 233V234H161ZM244 233V235H241V234H243ZM48 234V233H47ZM197 234V233H196ZM12 235V234H11ZM34 235V234H33ZM51 234H49V236H50ZM54 235V234H53ZM154 235V234H153ZM156 235V234H155ZM168 235H169V233H168ZM248 235V234H247ZM56 236V235H55ZM125 236H128V239L126 240V237ZM159 236V237H160ZM165 236V235H164ZM198 234L197 235H194L193 236V241L195 240V239H197V242H198ZM47 237H48V235H47ZM250 237V236H249ZM14 238V237H13ZM31 238V241L35 244V243H39L40 242V240L41 239H39L38 237H37V235L36 236H31L30 237ZM96 238V237H95ZM162 238V237H161ZM161 238H160V240H161ZM218 239V238H217ZM248 239V238H247ZM159 240V241H160ZM30 240H29V242L32 244V242H31ZM86 241H87V239H86ZM85 241V242H86ZM92 241V242H91ZM217 241V240H216ZM246 241V240H245ZM218 242V241H217ZM90 244V245H91ZM196 244H198V243H196ZM220 244V243H219ZM37 245V244H36ZM159 245V244H158ZM33 247H34V249H35V247H37V246H34V245H32ZM94 246V247H95ZM215 246V245H214ZM98 247V246H97ZM100 247V246H99ZM216 247V246H215ZM75 248H77V247H75ZM74 248V249H75ZM178 248V247H177ZM217 248H219L218 246H217ZM220 248H221V245H220ZM225 248V247H224ZM73 249V248H72ZM204 250H202V254H199L198 255V258H196L195 260V262L194 263H192V264H206L207 262H211V263H214V264H248V263H245L244 261H243V259H241L240 257H237V255L236 254H234L233 252H229V251H227V250H223V249H218V250H210L209 249V247H206V249L205 248H203ZM68 250H70V249H68ZM76 250V249H75ZM199 250V249H198ZM30 251V250H29ZM95 251H97V250H95ZM175 250H173V251H171V252H174ZM179 251V250H178ZM177 251V252H178ZM201 251V250H200ZM71 252V251H70ZM76 252V251H75ZM71 253H73L74 255H76L77 253H74V252H71ZM71 253H69V254H71ZM29 254H30V252H29ZM73 255V256H74ZM96 255H98V254H96ZM103 255V254H102ZM77 256V255H76ZM75 256V257H76ZM96 258V257H95ZM156 258V257H155ZM87 259V258H86ZM60 260H62V259H60ZM66 260V259H65ZM92 260V259H91ZM81 261V260H80ZM158 261V260H157ZM163 261V262H164ZM264 261V260H263ZM55 262V264H63V263H65V264H76L78 261H77V258H74V259H72V260H69V261H62V263L61 262H59L58 260H56V261H54ZM91 262V261H90ZM162 263V262H161ZM167 263V262H166ZM81 264H82V262H81ZM89 264V263H88ZM169 264V263H168ZM171 264H176V263H171ZM250 264V263H249ZM253 264V263H252Z\"/></svg>",
  "mask_w": 264,
  "mask_h": 264
}]
</instances>
